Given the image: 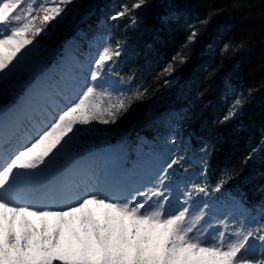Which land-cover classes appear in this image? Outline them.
<instances>
[{"label": "snow or ice", "instance_id": "1", "mask_svg": "<svg viewBox=\"0 0 264 264\" xmlns=\"http://www.w3.org/2000/svg\"><path fill=\"white\" fill-rule=\"evenodd\" d=\"M74 3L0 0V91L35 53L37 37L47 34L52 22L63 19ZM144 4L145 0L122 4L111 19L126 17L135 25V12ZM208 22V18L198 21ZM189 28L184 47L199 35L195 24ZM103 39L87 76L61 72V87L53 94L48 75H42L26 90L11 124L0 119V264H264V202L251 209L234 203L223 219L205 223L214 208L211 197L232 178L225 171L210 184L206 161H201L199 178L178 189L175 209L174 168L182 164V155H173L150 186L127 194L119 185L102 181L94 163L82 160L63 170L54 184L38 188L40 174L57 165L81 128L93 122L116 124L147 95V88L133 84L134 75L122 76L116 70L123 42ZM230 47L225 44L222 52ZM187 59L177 52L159 76L173 74L176 64ZM111 77H117L124 90L110 83ZM246 99L244 92L237 94L224 120L232 119ZM260 148H253L246 160ZM197 197L205 198L202 204H197ZM52 198L61 205L32 203ZM253 212V222L248 223ZM234 213L240 218L231 219ZM214 226L218 231L210 235Z\"/></svg>", "mask_w": 264, "mask_h": 264}, {"label": "trees", "instance_id": "2", "mask_svg": "<svg viewBox=\"0 0 264 264\" xmlns=\"http://www.w3.org/2000/svg\"><path fill=\"white\" fill-rule=\"evenodd\" d=\"M111 2L75 0L63 19L57 18L58 22H52L47 34L37 37L43 56L55 51L59 39L87 15L89 7L99 11ZM114 2L119 9L122 4L131 6L128 0ZM168 7L174 8L175 18L167 17ZM97 12L86 17L89 20L86 26L91 25L92 18L96 19ZM135 15V25L126 17L113 20L119 33L114 32L111 42H123L121 75H134L133 84L147 88V95L116 124L109 125L111 129H105L104 125L101 130L94 125L92 133L121 136L130 128L146 126L148 120L165 112L183 111L180 118L183 130L193 141L211 145V162L216 171L222 174L227 171L232 177L227 183L264 195V148L257 146L264 139L260 136L264 128V0H145ZM205 18L209 21L207 25L198 23ZM191 24L196 25L199 35L195 43L184 47ZM225 44L231 46L227 53L222 52ZM160 48L167 51L168 60L157 70L152 59H156ZM177 52L186 55L187 62L176 64L173 74L160 77L161 70ZM35 59L33 56L28 60L21 71L32 66ZM227 71L245 87L226 92L222 78ZM165 80L169 83L165 84ZM249 89L252 92L244 106L225 121L236 95L248 93ZM220 91L226 92L224 101L220 100ZM253 148L260 150L246 160Z\"/></svg>", "mask_w": 264, "mask_h": 264}, {"label": "bare ground", "instance_id": "3", "mask_svg": "<svg viewBox=\"0 0 264 264\" xmlns=\"http://www.w3.org/2000/svg\"><path fill=\"white\" fill-rule=\"evenodd\" d=\"M128 2L131 5L134 2V0H128ZM173 12H174V8L168 7V10L166 11L167 17H169L171 19L172 18H175L174 15H173ZM166 52L167 51L165 49L160 48V52H159V50L157 51V57H156V59L155 60L152 59V63L154 64L155 67H157L156 68L157 70H159L160 69V66H162V64H164V62L166 60H168V56H167L168 53H166ZM163 53H165V54L162 55ZM145 54L149 58H151V55L150 54H148L147 52H145ZM225 73H226V75L222 79H223V83H224L223 85L225 86L226 92L233 91V90H237L241 86L245 87L243 85V83L241 85V83H240L241 81L238 82V80H237L238 78H235V75H233L230 71H227ZM225 93H221V91H220L219 94H220V100L221 101H224L225 100V96H226ZM246 97H247V93H246ZM260 136L261 137H264V128L260 131ZM257 146H260V143H258Z\"/></svg>", "mask_w": 264, "mask_h": 264}, {"label": "rangeland", "instance_id": "4", "mask_svg": "<svg viewBox=\"0 0 264 264\" xmlns=\"http://www.w3.org/2000/svg\"><path fill=\"white\" fill-rule=\"evenodd\" d=\"M115 178H117L116 179V183L119 181V176L117 175V176H115ZM29 219H32L34 222H38V221H36V219L35 218H32V217H30ZM18 225V224H17ZM54 264H56V262H54Z\"/></svg>", "mask_w": 264, "mask_h": 264}]
</instances>
